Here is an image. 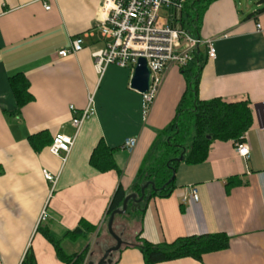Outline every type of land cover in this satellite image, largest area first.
<instances>
[{
    "label": "crops",
    "instance_id": "1",
    "mask_svg": "<svg viewBox=\"0 0 264 264\" xmlns=\"http://www.w3.org/2000/svg\"><path fill=\"white\" fill-rule=\"evenodd\" d=\"M49 4L46 10L37 0H0V264H20L28 249L36 264H63L43 230L59 237L68 255L89 245L93 262L113 246L105 218L111 197L118 184L135 193L140 171L155 153L157 133L173 119L186 89L181 70L169 66L143 118L130 68L95 71L92 52L104 47L93 26L100 0ZM91 29L92 35H85ZM192 35L213 39L216 50L208 59L205 47L199 48L204 54L199 99L248 104L252 123L243 136L248 157L236 154V141L213 140L203 162H179L168 196L150 197L140 216L129 201L127 213L115 216L113 230L122 245L110 264H144L132 245L138 233L152 244L212 233L230 238L227 248L204 253L200 261L183 257L158 264H264V8L257 4L243 13L236 0H214ZM78 36H83L81 50L59 57L57 49L70 48ZM19 72L31 100L15 111L8 78ZM89 96L95 114L75 132L68 107L83 109ZM58 133L75 136L67 155L49 151ZM129 137L136 139L131 150L122 146ZM99 141L114 165L107 171L89 162ZM44 170L52 180L45 179ZM190 186L197 200L189 195ZM43 210L47 218L39 221ZM80 220L95 231L84 238L64 236Z\"/></svg>",
    "mask_w": 264,
    "mask_h": 264
},
{
    "label": "trees",
    "instance_id": "2",
    "mask_svg": "<svg viewBox=\"0 0 264 264\" xmlns=\"http://www.w3.org/2000/svg\"><path fill=\"white\" fill-rule=\"evenodd\" d=\"M213 1L192 0L188 4L187 0L177 20L178 25L191 35L197 33L203 13ZM185 23L193 26L194 31L186 29ZM203 63L204 54L197 49L193 52L192 59L179 68L185 78L186 89L178 102L173 119L157 133L153 144L155 153L150 163L140 171L139 181L133 188L139 197L141 186L149 183L144 190L143 200L134 210L135 215H141L150 197H165L171 193L173 173L179 162H203L207 157L208 146L213 140L243 141L245 132L251 126L252 116L247 102H226L219 97L209 100L199 99L198 80ZM8 83L15 99V111H18L31 100L28 81L24 74L19 72L10 76ZM180 156L182 159L178 160ZM89 162L99 171H107L114 166L110 151L102 141H99L93 149ZM150 183L153 184V188ZM126 194V190L118 184L107 207L106 219L112 211L121 207ZM94 231V226L80 220L75 228L66 230L63 234L71 238H84ZM42 234L53 245L57 258L63 264H82L87 252L89 253V245H86L80 252L68 255L62 250L59 237L47 230H43ZM229 239L224 233H212L178 237L169 243L152 244L138 233L132 245L141 252L144 264H158L183 257L200 261L204 253L227 248ZM20 264H36L30 249L27 250Z\"/></svg>",
    "mask_w": 264,
    "mask_h": 264
},
{
    "label": "built area",
    "instance_id": "3",
    "mask_svg": "<svg viewBox=\"0 0 264 264\" xmlns=\"http://www.w3.org/2000/svg\"><path fill=\"white\" fill-rule=\"evenodd\" d=\"M44 9L50 8V0H37ZM187 0H100L99 16L93 26L99 29L104 40V47L92 52L93 64L98 74H103L107 66L117 65L130 68L133 72L139 58L145 60L149 70V85L146 92L141 93V112L143 118L147 115L153 99L160 87L164 72L171 65L181 68L192 59L193 52L204 46L208 59H214L216 50L214 40L193 36L178 25L177 20ZM260 28V24H257ZM92 29L85 35H92ZM83 36L71 40L70 48H59V57H66L81 50ZM72 113L71 124L78 132L85 120L95 114L93 98L89 96L87 105L77 110L69 105ZM244 139V137H243ZM75 136L58 133L52 138L49 151L54 155L71 150ZM136 139H124L123 147L131 150ZM237 155L247 158L249 147L245 141L235 142ZM45 179L52 180L49 172L43 171ZM189 195L198 199L194 186L188 189ZM47 218L42 211L39 221Z\"/></svg>",
    "mask_w": 264,
    "mask_h": 264
},
{
    "label": "water",
    "instance_id": "4",
    "mask_svg": "<svg viewBox=\"0 0 264 264\" xmlns=\"http://www.w3.org/2000/svg\"><path fill=\"white\" fill-rule=\"evenodd\" d=\"M149 85V70L146 66L145 60L143 58H139L137 60V63L134 67V70L132 72V76L130 79V87L137 90L139 93H144L147 91ZM182 156L178 158V160H181ZM172 178H170L169 181H171ZM168 181V182H169ZM149 183H144L140 188V196L137 197L136 193L127 194L122 202V205L120 208L115 209L111 212L107 219V231L112 236V238L115 241V244L109 248H107L101 258L95 263V264H110L111 263V255L112 252L119 250V248L122 245V241L120 237L114 232L113 230V222L116 215H122L127 210L128 202L131 201L133 205L136 207L139 205V203L144 198V190L147 188ZM151 188H153V184L150 183ZM88 264H94L93 261H89Z\"/></svg>",
    "mask_w": 264,
    "mask_h": 264
},
{
    "label": "rangeland",
    "instance_id": "5",
    "mask_svg": "<svg viewBox=\"0 0 264 264\" xmlns=\"http://www.w3.org/2000/svg\"><path fill=\"white\" fill-rule=\"evenodd\" d=\"M191 1L192 0H188V4H190ZM236 3L238 4V9L243 13L257 9V4L262 5V8H264V0H236ZM185 28L186 29L188 28L190 31H194L193 26L188 25V23H185ZM94 238H96V237H94ZM93 240H95V239H93ZM89 254H90V250H89V253L87 252V255H86L84 262L82 264H88V262L90 260ZM101 254L103 255V253H101ZM101 256H100V258H101ZM98 260H95L93 263L95 264ZM90 261H92V260H90Z\"/></svg>",
    "mask_w": 264,
    "mask_h": 264
}]
</instances>
